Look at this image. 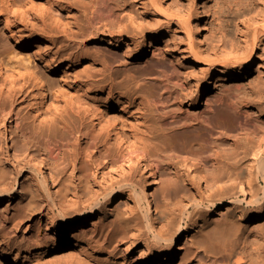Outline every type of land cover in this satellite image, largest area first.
Listing matches in <instances>:
<instances>
[{"label":"bare ground","instance_id":"bare-ground-1","mask_svg":"<svg viewBox=\"0 0 264 264\" xmlns=\"http://www.w3.org/2000/svg\"><path fill=\"white\" fill-rule=\"evenodd\" d=\"M247 2L252 4L256 0H246ZM151 3L157 7V1ZM59 6H46L34 0H0V24L14 47L12 51L0 50V74L7 76V85L0 89V123L5 122L7 117L13 119L15 127L19 128L17 141L27 151L34 149L39 153L38 157L32 159L31 182L23 181L18 184L19 170L14 163L10 169L9 157L0 152V200L9 199L12 193L16 195L14 204L22 207L20 212L24 216L46 219L44 226L38 225L33 234L22 233L19 241L16 240V232L21 221L4 225L0 233V256L6 260H15L14 257L25 253L33 257L29 264H52L46 256L73 243L74 247L85 248V254L68 258L63 264H154L155 261L158 264H174L181 237L192 229V245L212 259L211 264H216L219 259L221 264H264V232L256 230V239L250 240L245 234L246 229L242 227L243 221L255 223L264 218V188H258L259 180L264 181V127L260 125V119L253 117L251 110L240 107L244 101L236 102L237 98L232 96L234 91H240L239 83L233 84L227 98L220 94L211 97L222 81H226L237 69L238 74H241L249 66V60L264 35V21L254 27V30L252 27L253 31L249 26H246V32H241L242 29L240 33L237 31L243 34L242 53L238 50L240 47L236 46L240 43H235V40H232L234 46L229 43L234 52L228 53L230 46L224 47L225 43V54L218 52L221 37L216 41L217 45H213L214 49L203 56L201 49L195 47L193 40H189L192 36L187 37V46L180 51L181 61L199 63L204 60L210 66H220L222 74L214 81L211 77L207 78L205 95L201 96L197 84L194 100L182 113V104L194 97L190 90L192 77L185 71L182 62L167 58L161 51L162 35H157L151 41L147 51L150 57L146 65L137 74H131L128 69L130 55L140 59L146 53L144 35L141 32L143 28L133 34L124 29L127 26L117 29L116 25L120 27L125 19L124 10L117 3L107 0H96L95 3L90 1L83 9L68 5L64 8L66 15L61 13L63 8ZM190 11L187 18L177 13L171 15L170 19L185 24L189 34L199 35L201 29L198 10L192 7ZM70 16L74 21L69 23ZM102 20H106L103 25L109 28L106 32L99 33L93 26ZM19 24L25 28L29 25L37 27L48 38L46 41H31L20 37V29L17 30ZM124 39H128L131 45L127 46L121 57L118 53L113 54L123 45ZM91 40L99 41L95 42L92 52L85 50ZM226 40L222 41L227 43ZM59 42L75 51L66 54L63 47L57 46ZM41 45L46 55L41 57L44 75L35 66L28 65L27 61L31 56L26 57L23 53L31 47ZM101 46L105 52L101 50ZM223 48L221 46V51ZM160 56L162 59H159ZM81 63H85L91 71L83 76L73 77V90L64 87L59 89L54 80L45 76L63 68L65 75L66 70L71 67L75 69ZM30 85L38 92L34 100L36 107L43 100L45 92L49 91L54 98V113L45 125L41 122L32 125L23 122L16 113L18 96ZM257 89L256 87L254 90ZM236 103H240V106ZM202 104H205L203 112L189 114L190 107ZM118 108L123 113L121 117L110 115L109 110ZM86 119H89L88 123H85ZM198 129L203 130V136L199 137L201 145L193 150L198 141L191 140L188 133L193 137ZM226 135L239 141L248 139L249 144L255 140L256 149H245L246 145L241 150L243 148L238 147L239 142L236 140L234 143L238 144L226 152L222 148V152L215 150L218 148H203V145L215 144L214 141L208 142L209 138L218 140ZM65 150L73 151L76 158H88L96 152L106 160V164L129 163L130 171L122 172L119 179L105 187L100 186L103 188L93 193L92 179L86 172L75 175L78 183L74 182L72 175L66 177L67 174L65 176L61 168L57 170L55 179H49L45 163L58 164L56 160ZM173 158H177L181 167L189 165L199 171L204 179L211 181L208 184L209 181L205 180L207 189L217 186V193L211 194L212 197H208V200L204 199L206 201H197V198L196 201L191 200L194 192L196 196L202 190L199 188L200 184L188 178V182L196 189L190 193L191 196L188 195L189 189L186 190L185 194L191 201L188 202L185 197L184 200L188 203L183 204L181 201L183 205L177 206L178 209L173 208L177 210L175 212L170 210L172 206L169 208V198L166 200L163 195L161 203L154 207L150 199V179L145 176L143 183L135 184L133 166L144 162L154 174L160 171V163L164 159L168 168L177 167L178 163ZM221 160L223 165L220 166ZM23 163L26 164L27 160L18 161L20 166ZM261 192L263 197L259 196ZM124 194H127L134 205L128 208L126 215L119 208L113 209L119 222L113 228L115 230L112 229L102 241L101 237L94 235L95 230H91L89 235L86 227L94 223L89 224L93 221L90 218L93 211L104 210L106 203H110L117 195ZM86 196L88 198L85 199ZM198 196L201 197V193ZM223 205L227 208L222 216L218 219L211 218L215 210ZM74 206L78 207L71 208ZM249 207H258L259 210L251 216L249 213L252 209L249 210ZM69 208L74 210L70 211ZM69 226L72 228L70 232ZM125 238L131 242L143 243L145 250L138 256H133L128 248L120 247V242Z\"/></svg>","mask_w":264,"mask_h":264},{"label":"rangeland","instance_id":"rangeland-1","mask_svg":"<svg viewBox=\"0 0 264 264\" xmlns=\"http://www.w3.org/2000/svg\"><path fill=\"white\" fill-rule=\"evenodd\" d=\"M34 1H36L37 3L44 4L46 6L60 5L59 8L60 7L63 8L61 9V13L66 15L64 8H66L68 5H72V8L79 7L83 9V6L88 4V2L94 1L95 3L96 0H34ZM107 1L112 2V3H117L119 5V8L124 10L123 14L125 16V19L122 21L123 23H120L121 24L120 27L118 26V24L116 25L117 29L119 28L123 29L124 27L127 26V28H124V29H127L131 34H133L134 32H137L138 29L140 30L141 28H143L141 32L144 35L146 53L140 59H136V57L133 54L130 55L128 59L130 63L128 65V69L131 74H137V71L146 65L147 63L146 61L150 57V53H148L147 51L150 49L151 41L154 40V38L157 35L163 36V39H162L163 41L161 42L160 49L165 54V56L169 59H174L178 63L180 62L183 63L185 71L188 72L192 77L191 82H190V90L192 92L191 94L194 97L193 99L186 100L182 104L181 106L182 109L180 110L182 113L189 106L188 104H190L194 100L196 96L194 94H196L195 91L197 89L196 88L197 84L200 87L199 93H201V96L205 95V93L207 92V90H205L207 86L206 85V81L208 80L207 78L211 77V80L213 79L214 81L218 76H221L222 74L220 71L221 69L220 66H210L204 60H202L199 63H194V62L187 61V60L181 61L180 51L186 48L187 46L186 43L188 41L187 37L192 36V39L190 38L189 40L191 41L193 40L194 45L196 44L195 47L197 46L199 47V49H201L200 51L202 52L203 56L207 55V53L210 52V50L214 49V46L217 45L215 44L217 43L216 41L219 40L221 37H222L221 40H219L218 42V46L220 45L219 46L220 49H218V52L223 53L226 50L225 48H223V46L225 45L224 47L230 46L228 47L227 51L228 53H231V52H234L232 49L234 46L232 40H235L234 41L235 43H240L241 45L242 44L244 45L243 39H242L243 34L242 33L239 34L240 33L239 31L241 29H242L241 32L242 31L246 32L247 27L249 26V29L252 30V27H253V30H254V27H258L259 25L263 24V21H264V0H256V2L252 4H248V2L246 3V0H156L157 7L151 5L152 4L151 2L153 1L156 2L155 0L153 1L152 0H107ZM192 7H195L198 10L199 26L201 29L199 35H196L195 33L189 34L188 31L186 30L185 24H180L175 19H172V18L170 19L171 15L177 14V13H178L177 15H180V16L182 15L184 18L185 17L187 18L188 15L190 16L191 14L190 10ZM189 11H190V14H189ZM73 13L74 11L70 15H72ZM129 16L131 18H129ZM129 19L131 20V23L129 22L130 21ZM72 21L74 20L70 16L69 23ZM104 23H106V20L100 21L99 23L93 26V29L99 31V33L106 32L109 27L103 25ZM17 30H19L18 35H20V37L26 38L31 41L32 40L46 41V39L48 38L46 36H43L41 31L37 27L32 28L30 25L27 26V28H25L19 24ZM129 32L128 34H130ZM101 38L102 36L100 35L99 39ZM223 38L225 40L227 39L226 41H228L227 42L228 44L230 42L232 43L231 44L233 45L232 48L230 44L228 45L225 41H222L224 40ZM95 42H99V41L91 40V42H88L87 45L85 46V50L92 52L94 50V44H96ZM47 43L50 44L49 41H47ZM223 43L225 44L223 45ZM240 44L238 45L236 44V46L240 47L238 48V50L240 49V53H242L241 47H243V45L241 46ZM130 45H131L130 41L128 39H124L123 45L112 53L113 54L118 53L121 57L122 53L126 50L127 46H130ZM57 46L63 47V49H65L66 51V54H70L71 52L75 51L73 48L67 46L65 43L59 42L57 43ZM211 46L213 47L211 48ZM221 46L224 49V50L222 49V51H221ZM100 48L102 51L105 52V50L103 49V46H101ZM13 49H14L13 45L11 44L10 40L8 39L6 35V32H4L0 24V50L12 51ZM205 49L207 50V52ZM238 50L236 52L239 54ZM44 52L45 51L42 45L31 47L26 52H23L24 56L26 57L28 55L31 56L30 59L27 61L28 65L35 66L37 71L39 73L41 72V74L43 75H44L45 70L43 69V62H42L41 57L42 56L46 57V55H44ZM160 58L162 59L161 56L159 57V59ZM64 70H65L64 68L58 69L56 72H52L45 76H48L52 80H54L55 84L57 85V88L59 89H61V87H64V88H69L70 90H73V87H72L73 77L83 76L87 73H90L91 71L89 68L86 67L85 63H81L80 65L75 67V69L72 67L69 68L68 70H66L67 75L66 74L64 75ZM6 77H7L6 74L4 73L0 74V89L3 88L5 85H7ZM235 83H239L242 90L240 89V91H234V93H232V96L235 99L237 98L236 99L237 101L234 98H232V96H229L231 97L230 99L231 100L233 99L236 102L242 100L240 101V103H242L243 101L246 102V103L243 102L242 104L240 103L238 104L236 103V104L237 105L240 104L241 105V106L239 105L240 107L249 109V111L251 110L253 117L261 120V122L260 120L258 121L263 128L264 127V35L261 37V42L255 48L254 54L252 58L249 60V66L245 70H243L241 74H238V69H237V71L231 74L226 81H222L220 83L221 85H219L217 88L214 89V92L211 95V97L219 96L220 94V96L222 95L221 97L227 98L228 94H230V91L233 88L232 87L233 84ZM213 86H214V83H213ZM251 86L254 87V89L256 87L258 89L254 90ZM244 93H246L245 94L246 96H244ZM37 96H38L37 90L30 85L26 90H24L18 96V100L16 102V109H17L16 113L23 120V122L29 123L31 125L39 124L41 122V123H44L45 125V123L47 124L49 119L53 116L55 101L51 93L48 91V92H45V96L43 100L36 107L34 105V100L37 98ZM204 110H205V104H202L199 107H190L189 114L195 115L196 113H201ZM109 112L111 113L110 115H117L118 117H121L123 114L120 111V108L111 109L109 110ZM4 121L5 122L0 123V152H2L5 156L9 157V160L11 163L9 164L8 167L10 169L12 168V163H14L17 169L19 170L20 174L17 179L18 184L23 181L31 182L33 178L32 171H31V168L33 166L32 159L34 157H38L39 153L36 150L34 151V149L31 151H27L26 147L17 141V134L19 132V128L15 127L13 123V119H9L7 117L4 119ZM88 122H89V119H86L85 123H88ZM202 131L203 130L201 129H198V131H195L196 133H194L193 135L195 139L191 136L190 133H188V136L191 138V140H195V142L198 141L195 144L196 147L194 146L193 147L194 149L192 148L193 150H196L195 148L198 149L200 147L199 145H201L199 143H201L200 138L203 136ZM228 136L226 135L224 137H221L219 138L220 140L219 139L217 140L216 138H211L210 140L209 138L208 142L214 141V143L219 145V147H217V145L215 146V144L213 143H212V146L213 145L214 146L212 147L211 144L208 143L209 145L207 144L203 145V148H206L209 150H212L213 148L214 149L218 148L215 150L219 152L222 148L224 152H226L230 150L229 148L232 149L233 146H236L238 144V143L235 144L237 141L239 142L238 147L240 149L243 148L241 150H244V147L246 145L247 147H245V149L247 148L256 149L257 143L255 144V140L252 141L254 143L249 144L250 141L248 139L247 140L249 142L246 139H241L239 141L235 139V137H232V136L228 137ZM230 137L234 139L232 140V138ZM247 142L248 144H246ZM254 144H255V147H254ZM72 150L75 151L74 149ZM223 150H221V152ZM70 151L65 150L62 152V154L56 160L58 164L53 163V162L45 163V170L47 173V177L49 179L56 178L57 176L56 173H58L57 170L59 168L63 169L62 171L65 173V176L67 174L66 177L73 176V178L75 179L74 180L75 183L77 182L75 175L78 174V172H79L78 175L85 174L84 172H86V174L90 175L92 179L93 184L91 185L92 186L91 192L93 193L97 189L100 190L101 188L109 184L110 182L115 181L116 179H119L122 172L130 171L129 163L123 162V163H120L121 165L119 163L118 164L115 163L114 165L112 164L109 165V164H106L107 163L106 160H103L101 156L96 154V152L91 154V156H89L88 158H86L87 156H85V158L84 157L76 158L74 152L73 151L70 152ZM222 158H224V156ZM22 159L27 160V163L26 164L23 163L20 166L18 165V161ZM80 159H83V160H80ZM173 159H175L174 162L178 163V161H176L177 158H173ZM222 160L220 162L221 163L220 166L223 165ZM163 161H165L164 162L165 164L163 163ZM163 161H161L160 163L163 169L161 168L160 171H157L154 174L152 170L148 168L144 162H141L138 164L135 163L133 166L134 167L133 170L135 172V173L133 172L134 173L133 180L135 181V184L137 183L139 184L140 182L143 183L145 176H147L150 179V182H151L150 199L154 207H156L157 204L161 203L160 201L163 198L162 196L165 195V199L169 198L168 202H170L169 204H171L169 205V208H171L170 206H172L170 210L177 212L176 210L178 209L177 206L181 205L182 203L185 204L187 200L189 202L190 200L189 196L192 195L190 193H193V191L196 190L194 186H191L192 185L191 182L190 183L188 182L190 178L194 179L195 183L200 184L199 188H201L202 190V191L200 190L202 198L198 196L200 193L194 196L195 194L194 192L193 195L191 196V200L195 199L196 201V198H197V201L198 199L204 200L206 198L208 200L211 194L215 195L217 193L216 192L217 186H215L216 188L214 186H211L209 187V189H207L208 185L206 184L209 180L207 181L206 179H204L203 177L204 175L202 176V174L199 173V171H197L193 167H189V165H187L186 168L181 167L182 164L178 163V165L181 164L180 165L181 168L178 167V165L176 164L177 167L174 168L172 166V167H169L170 168L169 169L168 166H166L167 165L166 160L164 159ZM171 172L175 173L174 176H173V173ZM13 176L14 175H12V177ZM224 181L222 182L223 185H225ZM209 183L211 184V181H209L208 184ZM184 185H186V188ZM100 186H103V187L100 188ZM258 188L259 189L261 188V190L262 188H264L263 180H259ZM187 189H189L188 190L189 193L187 191L189 196L185 194ZM40 195L42 196V193H40ZM259 196L263 197V192H261ZM177 197L178 198L181 197L183 199L180 198L181 199L180 200ZM185 197H187V200L186 199L184 200ZM86 198L88 197L86 196L85 199ZM15 199H16V195L11 193V196L9 199L4 198L0 200V233L4 225H12V224H15L18 220H20L21 222L18 225V230L16 232V234H18L19 236V237L17 236L16 240L19 241L21 240L20 235L22 233L24 235H28L31 233L33 234L35 232V229H37L38 225L44 226L46 219L38 218V217L32 218V217H29L28 215L24 216L25 214L20 212V209H22V207L20 206L21 208H19L18 206L14 204ZM105 205H106V208L104 210L102 211L94 210L93 211V215L90 216V218L93 221H90L89 224L91 222H94V223L93 225H88L86 227V230H88L87 232L89 235L91 234V230L92 231L95 230L94 235L97 234L98 237H101V241L104 239V237L110 234V231L113 228L119 225L118 218L115 217L116 214L113 213V209L119 208L120 211H123L121 213L126 215L128 208L133 206L134 204H133V201L127 196V194H124L122 196L117 195L114 200H112L110 203H106ZM77 207L78 206L76 207L74 206L71 208L75 209ZM173 208H176V209L174 210ZM226 208H227L226 205H223V207L216 209L215 212L210 217L213 219H216V218L218 219L219 217L222 216L223 212L226 211ZM250 209H252V211L249 213L251 216L256 214V212L259 210L258 207H254V208L249 207V210ZM68 210H70V208ZM73 210H70V211H73ZM242 227L246 229L245 234L249 236V239L252 240L253 238L254 240V238L256 239V236H257L256 234L258 232L256 230L259 229L264 232V218L255 223H249V222L243 221ZM71 230L72 228L71 226H69L68 232H70ZM193 233L194 231L191 229L186 235H183L181 237V243L178 246L177 257H176L174 264H190L192 262L195 264H211L212 259L210 260L209 257L207 258L201 250H197L192 245V241L190 240L191 239L190 237L192 236ZM64 238H62L61 240L63 243H64ZM120 247L122 249L128 248L129 253L132 252L133 256H138L140 252L145 250V246L143 245V243L131 242L126 238L125 240L123 239V241L120 242ZM85 251H86L85 248L80 249L79 247H74L73 243H71L68 247L62 246L61 248L54 250L53 252L48 254L46 258L52 264H63L64 263L63 261H65L68 258L70 259L75 256H78V257L82 255L84 256ZM14 258L15 260H12V259L6 260L0 256V264H29L33 260L32 255L25 254V253H22ZM158 263H159L158 261H155L154 264H158ZM216 264H221L220 259L216 262Z\"/></svg>","mask_w":264,"mask_h":264}]
</instances>
